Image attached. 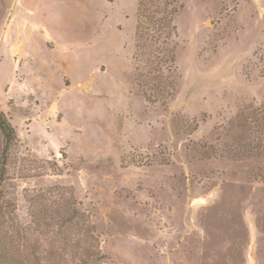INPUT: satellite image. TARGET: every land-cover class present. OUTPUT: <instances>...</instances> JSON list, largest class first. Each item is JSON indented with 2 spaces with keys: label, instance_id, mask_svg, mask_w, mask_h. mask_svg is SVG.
<instances>
[{
  "label": "rangeland",
  "instance_id": "1",
  "mask_svg": "<svg viewBox=\"0 0 264 264\" xmlns=\"http://www.w3.org/2000/svg\"><path fill=\"white\" fill-rule=\"evenodd\" d=\"M168 1L0 0V264H264V0Z\"/></svg>",
  "mask_w": 264,
  "mask_h": 264
},
{
  "label": "trees",
  "instance_id": "2",
  "mask_svg": "<svg viewBox=\"0 0 264 264\" xmlns=\"http://www.w3.org/2000/svg\"><path fill=\"white\" fill-rule=\"evenodd\" d=\"M169 1H173V0H169ZM169 1L167 2V4L169 3ZM176 1L178 0H174V2ZM171 4L172 2L170 3V5ZM180 7H182V5H180ZM177 11L178 8L176 6H172L171 10L168 11L169 14H166V17H162V18L159 17L156 19L154 23L152 22L154 26L153 30L155 35L153 36V38L155 39L156 43H158L159 45L167 44L168 41L173 40L175 37H177V28L174 25V19L171 17V14L176 13ZM161 12L164 13L165 10ZM156 49L159 51V54L156 55L157 57L156 61L158 62L156 67L157 70L160 71L161 69L165 68L164 66H166V69L168 68V71L170 72V70L172 69V64L176 61V54H175L176 47H156ZM0 130L5 140L4 155H6V151H8L12 147L14 141L16 140L17 135L15 129L10 124L6 115L2 111H0ZM6 162H7L6 159L3 158L1 162L2 176L4 174V167H5L4 165H6Z\"/></svg>",
  "mask_w": 264,
  "mask_h": 264
}]
</instances>
